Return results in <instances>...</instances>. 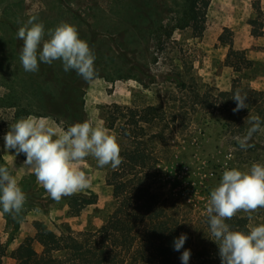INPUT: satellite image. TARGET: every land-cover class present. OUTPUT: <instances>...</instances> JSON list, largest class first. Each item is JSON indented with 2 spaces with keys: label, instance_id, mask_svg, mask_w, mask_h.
Instances as JSON below:
<instances>
[{
  "label": "rangeland",
  "instance_id": "rangeland-1",
  "mask_svg": "<svg viewBox=\"0 0 264 264\" xmlns=\"http://www.w3.org/2000/svg\"><path fill=\"white\" fill-rule=\"evenodd\" d=\"M31 15L44 25L45 38L62 21L76 27L96 57L91 83L75 70L64 71L59 60L39 62L37 72L23 70V41L16 34ZM235 61L243 68L235 69ZM237 89L247 96V107L234 113ZM129 109L137 117H154L140 120L145 130L136 139L120 127ZM250 113L264 128V0H0V166L26 197L15 218L0 206L4 263L17 264L27 236L31 248L41 251L43 230L59 232L66 224L82 229L107 220L117 203L113 172L121 167H100L86 157L80 166L90 186L56 202L24 164L26 155L5 150L11 122L47 117L65 130L75 122H102L120 154H145L142 183L181 193L202 208L225 165L247 171L253 163L264 164V131L253 135L247 150L235 139L246 135ZM92 194L97 201L83 205L82 198ZM251 215L248 225L264 223V208Z\"/></svg>",
  "mask_w": 264,
  "mask_h": 264
},
{
  "label": "clouds",
  "instance_id": "clouds-1",
  "mask_svg": "<svg viewBox=\"0 0 264 264\" xmlns=\"http://www.w3.org/2000/svg\"><path fill=\"white\" fill-rule=\"evenodd\" d=\"M16 35L23 41L20 62L25 72L39 71V62L51 65L59 60L64 71L75 70L87 83L95 79V54L79 37L74 25L62 21L49 29L45 38L44 25L38 22L36 15H31L26 22H21ZM232 99L236 101L234 113L247 107V96L241 95L239 89ZM245 122L248 126L246 135L235 137L243 150L252 147L249 141L255 133L264 131L259 116L250 113ZM4 141L6 151L26 155L24 164L33 170L37 183L56 202L90 186V180L80 166L86 157L95 158L100 167L117 168L122 163L119 143L102 122H75L65 130L47 117L29 115L10 123ZM25 200L17 180L7 167L0 166L3 212L14 218L19 216ZM259 208H264V164L253 163L247 171L229 170L225 165L222 179L212 189L207 205L210 237L219 246L222 264H264V223L259 226L250 223L246 226L247 231L233 229L226 223L240 211L248 213L251 221V214ZM186 240L187 234L177 237L174 250L180 251ZM190 256L191 250H184L180 257L182 264H188Z\"/></svg>",
  "mask_w": 264,
  "mask_h": 264
},
{
  "label": "trees",
  "instance_id": "trees-1",
  "mask_svg": "<svg viewBox=\"0 0 264 264\" xmlns=\"http://www.w3.org/2000/svg\"><path fill=\"white\" fill-rule=\"evenodd\" d=\"M243 62L231 64L240 70ZM129 110L127 121L120 127L125 136L136 139L145 130L140 120L152 122L154 117H137L134 110ZM124 153L120 154L121 167L113 172L117 203L108 219L82 229L66 224L59 232L43 230L41 251L31 248L32 237L27 236L17 250V264H182V252L188 249V264H222L219 246L210 237L207 206L195 208L181 193L169 195L164 189H152L142 183L145 154ZM138 164L139 169L135 168ZM96 201L93 194L82 198L83 205ZM72 205L80 207L78 203ZM226 223L233 229L248 230V218L239 213ZM182 233L187 234V240L176 251L174 240ZM4 252L5 246L0 242V264H5Z\"/></svg>",
  "mask_w": 264,
  "mask_h": 264
},
{
  "label": "crops",
  "instance_id": "crops-1",
  "mask_svg": "<svg viewBox=\"0 0 264 264\" xmlns=\"http://www.w3.org/2000/svg\"><path fill=\"white\" fill-rule=\"evenodd\" d=\"M0 214H1V210H0ZM3 214V213H2ZM0 217H2V215H0ZM2 219H3V217H2Z\"/></svg>",
  "mask_w": 264,
  "mask_h": 264
}]
</instances>
